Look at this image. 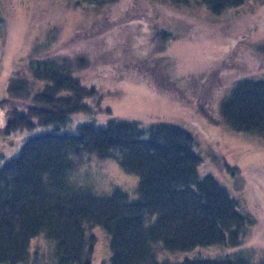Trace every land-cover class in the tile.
Instances as JSON below:
<instances>
[{"label": "trees", "instance_id": "1", "mask_svg": "<svg viewBox=\"0 0 264 264\" xmlns=\"http://www.w3.org/2000/svg\"><path fill=\"white\" fill-rule=\"evenodd\" d=\"M246 1L168 0L174 6L196 2L211 14ZM58 31L48 30L34 44L25 69L10 75L0 99L3 136L54 128L30 137L17 156L0 152V264H93L96 226L109 240L101 264H264V255L254 260L245 244L253 221L212 174L200 173L188 130L161 120L110 118L105 127L78 123L75 134L56 132L88 110L83 101L98 91L96 82L78 75L90 65L85 54L49 52ZM135 67L179 89L149 60L130 70ZM145 77L142 82L161 90ZM219 106L232 130L264 137V79L236 81ZM115 151L122 169L139 176L133 197L119 186L101 192L76 179L84 153L107 158Z\"/></svg>", "mask_w": 264, "mask_h": 264}, {"label": "rangeland", "instance_id": "2", "mask_svg": "<svg viewBox=\"0 0 264 264\" xmlns=\"http://www.w3.org/2000/svg\"><path fill=\"white\" fill-rule=\"evenodd\" d=\"M103 1L0 0V99L10 75L25 69L34 44L48 30H59L49 52L85 54L90 65L78 75L84 82H96L98 91L83 101L88 110L56 132L75 134L78 123L105 127L110 118L144 124L161 120L188 130L201 158L200 173L212 174L253 221L245 244L258 260L264 255V137L232 130L219 105L236 81L264 79V0H247L220 14L196 2ZM145 59L164 69L179 89L153 72L130 70ZM144 76L161 90L142 82ZM4 120L0 110V127ZM53 131L46 126L16 135L0 133V152L6 159L17 156L30 137ZM112 154L100 158L84 153L76 179L101 192L119 186L133 197L139 176L122 169L118 151ZM93 233L98 238L93 264H101L109 255V240L99 226ZM37 242L45 243L33 244ZM235 249L225 247L228 252Z\"/></svg>", "mask_w": 264, "mask_h": 264}]
</instances>
